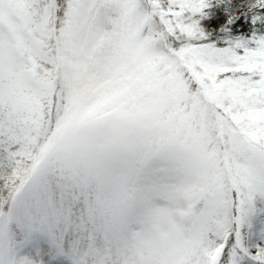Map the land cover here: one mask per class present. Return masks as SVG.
Masks as SVG:
<instances>
[{
  "label": "snow or ice",
  "instance_id": "1",
  "mask_svg": "<svg viewBox=\"0 0 264 264\" xmlns=\"http://www.w3.org/2000/svg\"><path fill=\"white\" fill-rule=\"evenodd\" d=\"M0 264H264V0H0Z\"/></svg>",
  "mask_w": 264,
  "mask_h": 264
}]
</instances>
